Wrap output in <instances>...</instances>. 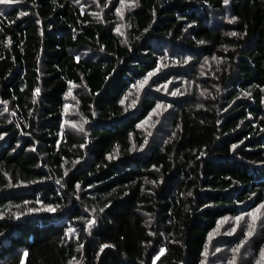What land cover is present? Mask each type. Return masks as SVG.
<instances>
[{
  "label": "trees",
  "instance_id": "1",
  "mask_svg": "<svg viewBox=\"0 0 264 264\" xmlns=\"http://www.w3.org/2000/svg\"><path fill=\"white\" fill-rule=\"evenodd\" d=\"M129 1L124 39L121 0L0 4V264H201L264 206V0ZM161 59L169 142L122 103Z\"/></svg>",
  "mask_w": 264,
  "mask_h": 264
},
{
  "label": "rangeland",
  "instance_id": "2",
  "mask_svg": "<svg viewBox=\"0 0 264 264\" xmlns=\"http://www.w3.org/2000/svg\"><path fill=\"white\" fill-rule=\"evenodd\" d=\"M131 5L129 0H125V7L123 12V17L116 13L115 30L117 34L124 39L125 38V28L127 24L125 23V15L129 11V6ZM97 10V6L92 8ZM128 9V10H127ZM104 14L103 11H98V15ZM216 18H214L215 21ZM119 29V31H117ZM166 61L158 60L156 68L149 74H147L144 79L135 83V85L130 89V91L125 95L122 103L126 105L127 110H132L140 99L155 100V107L148 114L142 123L138 125L144 133L150 135V138L155 141L156 139L167 140L169 142L170 138L174 136V128L171 123L174 108L176 106L175 99L182 96L184 93L182 87L179 85L177 80L168 79V82L162 86L161 83L155 84L157 78H161L160 73L165 72ZM147 80L143 84V87L139 85ZM217 85H212L216 88ZM189 89H191V84H188ZM205 90L200 92L204 94ZM160 106L159 108L157 106ZM79 115V114H78ZM65 113H63V117ZM84 121L82 118L77 116V110L74 105H70L66 110L65 116V127L73 128L75 131L80 133L79 128H82ZM76 125V127H73ZM147 139L146 137H144ZM152 141V142H153ZM253 213L257 214V219L255 222V229L251 237L246 234L248 232V225L252 222ZM246 214L242 220L237 223L236 218H224L219 222L217 228L209 234L208 242L203 254V259L201 264H264V258H262V253H264V206L258 207L252 213ZM235 229V231H233ZM254 241L260 245L259 251L255 252ZM239 248V252H234V249ZM160 254L158 255V257ZM157 260V259H156ZM155 260V261H156Z\"/></svg>",
  "mask_w": 264,
  "mask_h": 264
},
{
  "label": "snow or ice",
  "instance_id": "3",
  "mask_svg": "<svg viewBox=\"0 0 264 264\" xmlns=\"http://www.w3.org/2000/svg\"><path fill=\"white\" fill-rule=\"evenodd\" d=\"M20 0H0V4H13V3H19ZM225 3H227V0H225ZM129 7L133 6V5H127ZM124 7H125V0H121V7L119 9H117V12L118 14L121 15V17H123V12H124ZM230 23L233 22V21H229ZM117 31H119V29H117ZM232 35H236L235 32L232 33ZM147 80L143 81L139 87H143V84L146 83ZM39 90H37V93H38ZM158 108L160 107L159 105L157 106ZM73 127H76V125H73ZM81 131L83 130L82 128L80 129ZM55 209H51V208H48V209H45V211H54ZM252 215V222L248 225V232H247V236L248 237H251L252 234H253V231L255 229V222H256V219H257V214L256 213H253L251 214ZM243 217H237L236 218V221L237 223H239L240 220H242ZM87 225L90 227L93 223H95L94 220H88L87 222ZM233 231H235V229H233ZM82 247V246H81ZM107 247H111V245H103L101 247V252L104 250V248H107ZM234 252H239V248L237 249H234L233 250ZM164 253V249H161L160 250V255H163ZM24 255L26 256L27 253L25 252ZM159 257L157 256L155 259H158ZM262 258H264V253H262ZM155 259L153 261V264H155ZM234 260H235V257L233 259V264H234Z\"/></svg>",
  "mask_w": 264,
  "mask_h": 264
}]
</instances>
